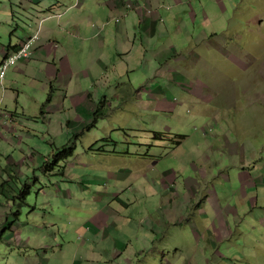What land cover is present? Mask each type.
Wrapping results in <instances>:
<instances>
[{
	"label": "rangeland",
	"instance_id": "obj_1",
	"mask_svg": "<svg viewBox=\"0 0 264 264\" xmlns=\"http://www.w3.org/2000/svg\"><path fill=\"white\" fill-rule=\"evenodd\" d=\"M207 1V4L220 6L223 11L230 13L231 17H239L234 23L245 20L242 11L246 9L248 11L246 19L251 23L248 35L252 32L255 40L251 47L252 60L248 61L251 67L236 79L227 76L223 78L221 73L228 92L225 91L226 97L216 96L222 101L255 103L249 115L254 117L252 141L260 148V154L250 156L249 152L245 154L239 150L234 160L239 164L244 162L250 167L257 166L255 173L260 176L258 180L260 184L250 189L248 197L244 199L237 181V173L229 164L233 159L225 154L226 150L219 149L214 152L216 155L213 158L216 164L208 172V179L213 181L212 183L193 166L194 163L201 166L199 152H206L205 137L209 131L202 130V120L197 118L202 116L198 113V108L190 114H184L180 110L181 118L176 119L173 115H166L161 111L154 114L147 109L150 107L148 104H141L150 103V101L145 102L144 98L142 101L132 100L140 91L143 95L151 94V91L145 88L135 90L128 78L127 65L121 62L114 63L118 57L116 37L121 36L119 31L121 22L117 23L116 19H112L110 24L107 23L109 28L102 32V37L106 39L104 59L110 65L109 71L103 72L95 63L87 61L90 58L85 55L79 54L74 59L78 62L77 66H88L94 74L91 76L80 71L75 76L69 95L71 96L73 89L79 86L78 100L82 102L80 96L82 93L87 97L84 103H74L73 110L70 103L49 102L50 95L58 94V84L56 83V92L50 86L45 89L46 73L41 69L16 71L13 68L15 64L7 73L5 80L7 95L0 90V116H6L11 120L16 114L19 120L14 126L16 129L0 127V131L4 134L3 137L0 136V264H26L27 260L38 256L40 260L52 258L53 264H73L77 245L80 243L79 230L85 226L86 220L90 217L89 211H97L107 204L114 205L113 196H103V203H94L91 200L96 191H108L107 188L98 190L93 184V188L86 189L87 193L84 195L83 185L88 180V182L93 178L102 180L100 178L102 176L106 181L107 176L105 173L87 169L85 163L70 168L69 165L76 159L70 162L71 157L68 154L71 151L65 152L62 148L70 142L74 146V151L77 148L81 150L87 145L97 150L117 151L123 157L118 166L124 165L126 170L132 172L130 177L125 179V189L128 190L124 195L130 207L126 206L118 222L119 226L114 229L120 233L119 237L136 238L139 229H149L153 226L154 219L167 214L171 220L174 245L172 251L164 255L168 264H264V227L259 224L252 223L249 226L239 224L225 241L228 243L219 245L216 249L207 244L205 239L201 237L197 239L191 230L190 224L196 221V218H192V213L199 207V203H202L201 206L207 214V217L201 221L203 224L208 226L214 224L216 215L208 201L205 204L199 196L186 203L184 186L189 180L201 185L210 184L211 190L218 192L220 204L225 208L232 207L238 211L245 209L244 214L249 215L252 211L264 216V56H262L264 0ZM7 4H10V0H0V20L10 16ZM64 11L68 13L64 7H60V11L54 14L47 9V17L54 15L59 18V14H63L61 12ZM73 12L68 13L67 17L79 13L78 10ZM45 16L46 13L40 16V23ZM109 18L110 16L107 20ZM201 30L199 26L197 31ZM62 33V40L67 36L75 39L79 34L76 29L65 27ZM54 45L59 47L60 43ZM61 62L59 58L58 63ZM43 68L45 71V64ZM202 72L208 85V88L204 89L217 87L205 68ZM66 75L69 81L72 77L71 72L68 70ZM164 87L167 91L163 93L165 98L157 97L159 101L155 103H162L164 99L168 100V103H196L195 97L182 88L175 87L170 91L173 86L164 85ZM61 95L65 97L66 88L61 87ZM34 96L36 99L33 98ZM104 96H107L109 102H104ZM125 96L127 98L124 101ZM99 107L101 112L96 118L94 113ZM86 109H90L91 113H87ZM169 126L176 128L180 135L187 136L181 145L178 146L176 143L179 139L176 134H165V129ZM232 141L237 145L242 143L240 139ZM150 149H152L150 156H128L129 151L146 155L145 153ZM109 158L86 155V157L81 156L79 161L85 160L87 164L91 161L93 164H97L95 162L103 164V160ZM9 159L15 160L17 167L11 164ZM135 162L137 167H133ZM66 165L68 167L65 169ZM201 167L202 171L204 164ZM240 170L238 168V173ZM8 177L12 182L5 183L4 179ZM58 182H62L63 187L65 182L72 184L74 206L81 205L84 201H87L88 205L74 209L69 207L71 201L64 199L61 206H56L52 210L47 203L50 200L48 196H52ZM164 182L168 191L162 198L158 197L157 202V198L152 194L158 193L156 185ZM137 188L141 190L145 188L144 190L149 193L141 195L137 192L135 195L134 191ZM201 188L204 190L203 187ZM13 190L19 197L15 196ZM48 191L50 194L46 193ZM258 195L260 196L258 207L250 210V198H256ZM97 200L99 201L100 198ZM119 206L118 204L115 206L116 210ZM178 212H180L179 218H177ZM187 217L189 219H186ZM14 224L16 229L10 227ZM5 227H8L7 230ZM18 231L22 232L23 237L18 236ZM228 244L232 247L228 248ZM41 246L43 248H40ZM221 255L227 260L220 261ZM135 258L140 259V262H134L136 264H147L150 260L151 264H155L154 260L157 258L158 264H162L158 252L141 253ZM122 263L125 264L124 260Z\"/></svg>",
	"mask_w": 264,
	"mask_h": 264
},
{
	"label": "crops",
	"instance_id": "obj_2",
	"mask_svg": "<svg viewBox=\"0 0 264 264\" xmlns=\"http://www.w3.org/2000/svg\"><path fill=\"white\" fill-rule=\"evenodd\" d=\"M207 2V0H10V4H7L10 16L0 20V61L8 50L16 46L22 39L40 32L41 39L36 43L33 57L19 61L13 68L16 71H26L31 68L39 71L41 69L43 73H46V77H44L46 80L45 89L50 86L56 92V83L58 84V94L50 95L49 102L54 104L70 103L73 110L74 103H84L87 97L82 93L80 95L82 102L78 100L79 86L73 89L74 92L71 96L69 95L75 76L80 71L91 76L94 74L88 66H77L78 62L74 59L79 54L85 55L90 58L87 61L95 63L100 70L109 71L110 65L104 59L106 39L102 37V32L109 28L107 23L110 24L112 19H116L117 23L121 22L119 26L121 36L116 37L118 57L114 63L121 62L127 65L128 78L135 90L145 88V90L151 91V94L148 95H143L140 91L139 95L134 96L132 100L142 101L144 98L145 102L150 101V103L141 104H148L150 107L147 109L153 111L154 114L161 111L166 115H173V118L176 119L181 118L180 110L184 114H190L198 108V113L202 116L197 118L202 120V130L209 131L205 137L206 152H199V161H201V166L204 164V169L201 171L202 167L196 163L193 166L203 173L205 179L209 180L208 172L216 164L213 158L216 155L214 152L219 149L226 150L225 154L230 155L233 159V162L229 164L237 173V181L245 199L248 197V191L260 184L258 182L260 176L255 173L257 166L250 167L244 162L239 164L234 160V157L239 150L245 154L249 152L250 156H259L260 154V148L256 147L252 141L254 117L249 115V112L251 113L254 109L255 103L222 101L216 95L221 98L226 97L225 91L228 92V89H225L226 86L223 84L224 76L236 79L250 69L248 61L252 60L251 47L255 40L252 32L248 35L251 23L246 19L247 9L242 11V17L245 20L234 23L237 21L235 19L239 17L233 18L220 6H213ZM60 7L67 9L68 13L73 10H78L79 13L68 18V13L66 14L64 11L61 12L63 13L61 18L53 15L51 18H47L44 23H40V16L43 13L48 15L47 9L48 12L52 11L54 14L60 11ZM109 16L110 18L107 20ZM199 26L202 28L200 32L197 31ZM64 27L78 30V36L75 39L67 36L62 40ZM100 27L103 28L100 29ZM55 43L58 45L60 43V46L56 47ZM59 58L62 60L61 63H58ZM44 64L46 65L45 71ZM40 65L43 67L41 68ZM204 68L211 75L213 83L217 87L210 90L204 89L208 88L202 72ZM68 70L72 76L69 81L66 75ZM204 83L205 85L202 86ZM164 85L173 86L170 91L175 87L182 88L195 97L196 103H168L166 99L161 101L162 103H155L159 101L156 99L157 97L165 98L163 93H167V91H165ZM61 87L66 88L65 97L61 95ZM0 90L4 91V95H7L5 87H0ZM33 98L36 99V96ZM126 98L127 96L123 97V100L125 101ZM104 102H109L107 96H104ZM86 112L91 113L90 109H86ZM18 120L16 114L11 120L6 116H0V127L16 129L14 126ZM165 132V134L178 136L179 139L176 141L178 146L187 139L186 135H180V132L173 126L167 127ZM0 136H4L1 131ZM233 139H240L242 143L237 145L235 141H232ZM151 150L145 153L146 155L134 154L129 151L128 156H150ZM201 152L203 155L200 154ZM86 155L110 158L103 160V164L100 162L93 164L92 161L87 164L85 160L84 162L83 160L79 161L81 156L86 157ZM70 157V162L76 159L72 164H68L70 168L85 163L87 169L102 172L101 174L105 173L107 176L106 181L102 176H100L102 180L96 178H93L91 182L88 180L86 182L88 185L86 183L83 185L84 195L87 190L93 188L94 184L98 190L100 188L108 189V191H96L92 199L90 196L94 203H103V196L114 197L113 206L107 204L97 211H89L90 217L86 220L85 226L79 230L80 243L77 245L73 264H117V262L123 264L122 260L125 264H133L136 261L140 262V259L136 260L135 257L145 252L149 254L158 252L162 264H168L164 255L171 252L174 245L172 244L171 220L167 214L154 219L153 226L149 229H139L136 238L134 236L119 237L120 233L114 230L119 226L118 222L123 216L122 213L127 208L126 206L130 207V204L126 203L124 195L128 190L125 189V179L130 177L132 172L126 170L124 165L118 166V163L123 160L122 154L117 151L97 150L93 146L87 145L81 150L77 148L73 154H70ZM9 160L17 167L15 160ZM67 167L66 165L65 169ZM133 167H137L136 162ZM238 168L241 169L240 173H238ZM10 181L9 177L4 179L5 183ZM209 182L213 181L209 180ZM140 185H142V181H140ZM156 186L159 192L152 195L157 198L158 202L159 198L165 196L168 189L165 182ZM184 188L186 203L199 196L205 201V204L208 201L215 211L214 224L205 225L201 221L207 217V214L201 206L202 203H199V207L192 213V218H196V221L190 224L192 234L197 239L200 237L205 239L206 243L214 249L219 245H226L228 242L225 241L233 234L234 228L239 227V224L249 226L255 223L264 227V216L252 211L248 215L243 213L245 209L238 211L232 207L221 206L218 192L211 190L210 184L201 185L189 180ZM144 189L137 188L134 191L135 195L137 192L141 195L149 193ZM14 193H16L15 196H18L16 191ZM46 193L50 194L49 191ZM73 195L72 184L65 182V187H63V183L58 182L52 196H48L50 200L47 203L52 210L56 206H61L64 199L71 201L69 207L74 209H81L86 206L85 204L88 205V202L84 201L81 205L74 206ZM98 198H100L99 201ZM259 199V195L256 198H250V210L258 207ZM117 204L120 206L116 210ZM241 214L244 215V218ZM179 217L180 212L177 213V218ZM12 226L16 229L15 224L10 227L13 228ZM7 228L5 227L6 230ZM17 234L22 236L21 231H18ZM227 246L228 248L232 247L231 244ZM220 258V261L227 260L222 255ZM154 261L155 264H158V258ZM151 262L150 260L147 264H151ZM26 264H53V259L40 260L38 256L27 260Z\"/></svg>",
	"mask_w": 264,
	"mask_h": 264
},
{
	"label": "built area",
	"instance_id": "obj_3",
	"mask_svg": "<svg viewBox=\"0 0 264 264\" xmlns=\"http://www.w3.org/2000/svg\"><path fill=\"white\" fill-rule=\"evenodd\" d=\"M62 15L63 14H59V17H62ZM52 16H45L44 19H42V23H44L47 18L49 19ZM40 39V32H36L22 39L16 46L8 50L6 55L0 61V86L5 87L7 73L13 65L17 64L21 60H28L33 57L36 43L40 41Z\"/></svg>",
	"mask_w": 264,
	"mask_h": 264
},
{
	"label": "trees",
	"instance_id": "obj_4",
	"mask_svg": "<svg viewBox=\"0 0 264 264\" xmlns=\"http://www.w3.org/2000/svg\"><path fill=\"white\" fill-rule=\"evenodd\" d=\"M100 112H101V107H99L94 113L96 118H98V116L100 115ZM62 148L65 150V152L71 151L70 154L74 153V146L72 145L71 142L69 144L63 146ZM70 154H68V155H70Z\"/></svg>",
	"mask_w": 264,
	"mask_h": 264
}]
</instances>
